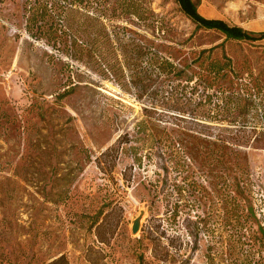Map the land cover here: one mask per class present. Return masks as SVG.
<instances>
[{
	"label": "rangeland",
	"instance_id": "1",
	"mask_svg": "<svg viewBox=\"0 0 264 264\" xmlns=\"http://www.w3.org/2000/svg\"><path fill=\"white\" fill-rule=\"evenodd\" d=\"M194 1L264 26V0ZM34 6L43 32L25 27ZM200 131L237 146L225 182L219 165L187 167L172 138ZM155 241L172 257L153 258ZM140 252L264 264V43L196 26L176 0H0V264H139Z\"/></svg>",
	"mask_w": 264,
	"mask_h": 264
},
{
	"label": "trees",
	"instance_id": "2",
	"mask_svg": "<svg viewBox=\"0 0 264 264\" xmlns=\"http://www.w3.org/2000/svg\"><path fill=\"white\" fill-rule=\"evenodd\" d=\"M179 5L181 11L192 21L196 26L215 29L223 33L226 37L233 39H244L249 41L259 40L264 37V30L260 31H252L243 28L240 25L229 24L225 20L217 17H206L201 14L197 9V4L194 0H176ZM31 7V6H30ZM33 7V6H32ZM47 15L46 6L42 8L35 7L30 11L28 16L26 17L25 27L29 32L33 30L35 32H43L44 26L47 23L44 20V17ZM86 19H84L87 26H89V22L91 21L92 16L86 15ZM51 25V24H50ZM81 30L85 33H88L86 27H82ZM215 65V64H214ZM215 71H218V66H214ZM145 122V119L140 120L137 125L138 128H141ZM243 126V125H242ZM240 130V129H238ZM243 131V129H241ZM200 134H186L184 132H179V134L174 135L172 138L176 140L178 144L179 151L185 157V163L187 167H198V171L201 173L204 172L205 166L207 165H219L221 169H219V175L221 176L223 182L228 178L230 172V166L227 165L228 162L234 164V167H238V170L241 166L236 162L239 158L237 149L232 147L234 145L228 139L222 137H208L204 136V132L200 131ZM203 136H202V135ZM126 141V140H125ZM112 147H107L104 151L101 152V155L105 154L107 151L111 150ZM233 159V161H232ZM99 163V160H98ZM208 171V168H206ZM183 177V179H185ZM194 177L188 179L186 184L189 189L199 190L201 187L200 184L195 185ZM192 180V182H190ZM151 181V180H150ZM185 182V181H184ZM191 183V184H190ZM179 188H182V185H179ZM178 188V189H179ZM179 189V192H180ZM183 189V188H182ZM235 199V198H232ZM238 205V203H237ZM142 237H149L145 235L144 231L141 234ZM141 237H139L140 239ZM218 240V239H217ZM211 241L216 242L215 239ZM219 241V240H218ZM171 244L168 246L160 244V242L155 241L152 244V256L155 259L160 261H167L168 258L172 257L173 253L170 250ZM140 262L143 263L144 254L143 252L139 253ZM45 264H68V260L66 256L62 253L58 256L52 258L47 261Z\"/></svg>",
	"mask_w": 264,
	"mask_h": 264
},
{
	"label": "water",
	"instance_id": "3",
	"mask_svg": "<svg viewBox=\"0 0 264 264\" xmlns=\"http://www.w3.org/2000/svg\"><path fill=\"white\" fill-rule=\"evenodd\" d=\"M139 225H140V216H137L132 221V225H131L132 233H136L139 230Z\"/></svg>",
	"mask_w": 264,
	"mask_h": 264
},
{
	"label": "crops",
	"instance_id": "4",
	"mask_svg": "<svg viewBox=\"0 0 264 264\" xmlns=\"http://www.w3.org/2000/svg\"><path fill=\"white\" fill-rule=\"evenodd\" d=\"M260 30H264V26H262V27L258 28V30H257V31H260ZM261 40H262V42L264 43V37H263Z\"/></svg>",
	"mask_w": 264,
	"mask_h": 264
}]
</instances>
